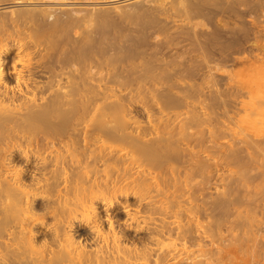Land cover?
Here are the masks:
<instances>
[{
  "label": "bare ground",
  "instance_id": "bare-ground-1",
  "mask_svg": "<svg viewBox=\"0 0 264 264\" xmlns=\"http://www.w3.org/2000/svg\"><path fill=\"white\" fill-rule=\"evenodd\" d=\"M32 2L13 14L36 28L0 35V264H169L195 245L204 251L201 212L192 210L195 237L185 219L191 208L172 190L174 176L159 172L163 159L156 163L178 152L176 140L156 125L126 132L128 112L107 102L126 83L93 70L104 51H93L92 31L71 40L78 2ZM4 53H13L11 72Z\"/></svg>",
  "mask_w": 264,
  "mask_h": 264
},
{
  "label": "rangeland",
  "instance_id": "rangeland-1",
  "mask_svg": "<svg viewBox=\"0 0 264 264\" xmlns=\"http://www.w3.org/2000/svg\"><path fill=\"white\" fill-rule=\"evenodd\" d=\"M14 1L0 0V35L7 39L33 26L13 11L35 2ZM75 1L83 21L71 40L92 31L93 51H104L94 52L103 66L95 60L93 70L126 83L115 87L110 109L128 112L127 133L156 125L164 139L176 140V154L152 163H163V177L174 176L172 190L191 208L185 219L192 235L199 232L194 212L205 221L204 251L194 234L193 250L168 263L189 255L191 264H264V0ZM13 53L3 54L10 72Z\"/></svg>",
  "mask_w": 264,
  "mask_h": 264
},
{
  "label": "clouds",
  "instance_id": "clouds-1",
  "mask_svg": "<svg viewBox=\"0 0 264 264\" xmlns=\"http://www.w3.org/2000/svg\"><path fill=\"white\" fill-rule=\"evenodd\" d=\"M23 155V154H22ZM23 157L25 158V160H27L28 159V157L27 156H25V155H23Z\"/></svg>",
  "mask_w": 264,
  "mask_h": 264
}]
</instances>
